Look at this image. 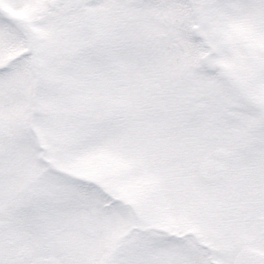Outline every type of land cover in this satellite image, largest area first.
Here are the masks:
<instances>
[{
	"label": "snow or ice",
	"instance_id": "1",
	"mask_svg": "<svg viewBox=\"0 0 264 264\" xmlns=\"http://www.w3.org/2000/svg\"><path fill=\"white\" fill-rule=\"evenodd\" d=\"M0 264H264V0H0Z\"/></svg>",
	"mask_w": 264,
	"mask_h": 264
}]
</instances>
